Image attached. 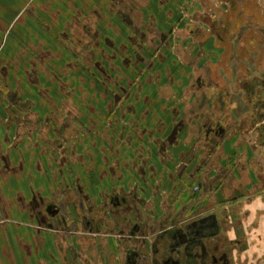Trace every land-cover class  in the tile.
I'll return each mask as SVG.
<instances>
[{"label":"flooded vegetation","instance_id":"1","mask_svg":"<svg viewBox=\"0 0 264 264\" xmlns=\"http://www.w3.org/2000/svg\"><path fill=\"white\" fill-rule=\"evenodd\" d=\"M217 1L198 0L175 12L170 0H121L116 10L124 26L115 32L90 16L72 18L60 36L75 45L66 49L70 66L61 80L46 70H56L62 59L54 49L37 44L27 64L10 38L12 26L0 17V146L6 145L0 161L15 186V209L33 224L37 246L49 257L43 264H250L247 236L238 233L227 202L201 200L207 185L200 172L188 170L203 159L193 152L199 148L188 154L189 162L181 159L185 132L174 114L185 103L179 96L185 90L219 87L197 66L189 86L183 85L184 41L228 44L220 16L252 2ZM182 10H194L189 22ZM27 92L38 101L27 99ZM201 130L197 146L206 151L224 133L210 117ZM79 143H94L95 153L90 146L77 153ZM154 156L179 172L159 180Z\"/></svg>","mask_w":264,"mask_h":264},{"label":"crops","instance_id":"2","mask_svg":"<svg viewBox=\"0 0 264 264\" xmlns=\"http://www.w3.org/2000/svg\"><path fill=\"white\" fill-rule=\"evenodd\" d=\"M49 1L48 6H40V8L54 12L52 15L58 18L49 23L48 27V31L56 37L49 35L52 40L46 41L47 46L52 44L48 48H53L58 58L63 57V51L69 46L73 48L75 46L60 38L69 32L72 18L93 17L98 19L100 26L106 25L103 27H107V31L115 32L124 26L118 18L119 10H116L121 0ZM188 1L170 0L169 7L178 12L181 10L177 9ZM256 1L258 0H252L246 10H237L233 14L226 12L225 15L220 16L219 23L225 21L229 32L228 44L201 38L195 43L192 38L184 41L185 50L180 56L186 73L183 85L189 86L191 80L189 75L197 66L206 79L214 76L213 79H216L219 87L216 91L210 92L185 90L179 95L184 98L185 103L176 106L177 111L174 114L182 123L185 132L182 138L184 149H181L185 153L182 154L181 159L190 160L188 154L194 148H199L193 152L198 153L197 157L202 156L203 159L199 166H195L198 167V171L194 167L188 172H200L197 176L202 184L207 185L205 180H210L201 192V200L211 201L213 204L227 202L234 223L238 217L232 208L244 204L246 222L253 223V220L258 218L259 225L263 226L257 231L258 240H264V128L259 130L264 120L263 117L261 118V114H264V86L261 84L264 81V44L260 30L264 28V10H248L252 4L256 6ZM192 3L197 5L198 0H192ZM34 12H38L37 15L43 17L40 10ZM9 15L7 13L6 16ZM6 24L9 27L8 21ZM197 25L203 31L207 30V25L203 21L198 22ZM41 43V47L45 48V44ZM66 55L69 57L67 61L70 60V56ZM251 82L256 83L254 91L248 89ZM26 97L34 103L38 101L35 93L27 92ZM170 110L171 108L166 112L165 120L171 126ZM208 117L218 121L224 127V133L221 137L212 138L210 141L212 148L206 151L205 147L197 146L203 138L201 133L199 136L196 134L202 132L201 126ZM2 133L0 127V135ZM5 147L4 143L0 146L2 152ZM157 161L158 158L154 156L153 169L158 172L159 180H164L166 172H179L175 168L172 170L173 165L167 170ZM3 164L0 161V171H2L0 172V214L2 212L1 216L7 219H0V264H43L44 261L49 260V257L41 252L43 248L37 246L38 239L33 224H26L20 216H10L11 193L15 194V201L17 193L15 186L13 187L9 181L10 177L5 176L3 172ZM215 178L218 180L213 184ZM157 183L158 179H154L153 185ZM210 185L213 186L212 191ZM187 199V195L183 196L180 204ZM5 208L7 210H4ZM237 231L239 233L238 227ZM255 233L248 231L243 234L247 236ZM253 237L256 238L255 235ZM47 245L51 248L50 239L47 240Z\"/></svg>","mask_w":264,"mask_h":264},{"label":"rangeland","instance_id":"3","mask_svg":"<svg viewBox=\"0 0 264 264\" xmlns=\"http://www.w3.org/2000/svg\"><path fill=\"white\" fill-rule=\"evenodd\" d=\"M49 2H50L49 0H0V17L5 18V20L8 21L9 26H12L11 31H10V38L12 41L17 43L18 45L16 48V53L17 51L21 50L20 53L22 55L19 54V56L21 55L26 60V62H28L27 64H30L31 63L30 59L34 58V55L31 54L32 52H30L31 48L36 47L37 44L40 43L36 48L41 49V44H42L41 42L45 44V48H42V50L45 49L44 51H46V49H50L48 47L52 46V44H48L49 46H47L46 41H51L52 39L50 37L52 35L55 36V34L48 31L49 30L48 27H49V23L51 24L52 21L54 22L58 18L52 15V13L54 12L46 10V8H43L42 10V7L48 6ZM187 3L192 4V0H189ZM36 6L37 7L39 6V8H37ZM40 6L42 7L40 8ZM221 6H224V5H221ZM256 6L259 9L264 8V0L256 1ZM254 7L255 6H253L252 4V6H250L248 10H255ZM34 10H37V11L40 10V13L43 14V17L39 16V14L37 15L38 12L36 13L34 12ZM193 11L194 10L184 11L183 17L186 20V22H189L188 19L189 17H191V12ZM7 13L10 14L9 17L6 16ZM59 19L62 20V18H59ZM260 30H262L261 40H262V43L264 44V28ZM237 36L238 35H236L235 38H237ZM46 37H48L49 39H46ZM252 47H254V45H252ZM66 51H67L66 49L65 51H63L64 53L62 54L63 57L62 59H59L56 70L54 69L52 70V68L50 70L46 69L49 73L53 72V74H57L59 78L58 80L66 79V77L68 76V71H69L68 66H70V64H68L69 61H67V58L69 57L66 55L67 54ZM236 52L237 50H235V53ZM22 70H23L22 73L25 74L26 72L25 69L23 68ZM77 73H79V71ZM93 131L94 133H98V128L94 129ZM97 139L98 138L96 137V140ZM94 145H95L94 143H89V145L87 144L83 145L82 143H79L78 145H76L77 153H80V154L88 153L89 150L87 146L92 147V152L95 153ZM99 163H101V161ZM209 181L210 180L207 181V185L209 184ZM212 188L213 186L210 185L211 191H212ZM11 195H12L11 196L12 199H11L10 216L11 217L20 216L21 219H23L22 215L19 214V211L15 209V207H13L15 206V196H14L15 194L12 192ZM232 209L238 217V219H235V226L238 227L239 233H241V235H244L243 233L248 232V231L256 232L254 234L256 238L253 237L254 235H251V234L247 235L246 245L249 244L248 246L249 258L247 261H249L250 264H264V240H258L259 238L257 236L258 235L257 231L259 230L260 227H263V226L259 225L258 218L253 220V223L252 221L246 222V210H245L244 204L235 206ZM4 210H7V209L5 208ZM1 215H2V212L0 214V219L2 218H4V220L7 219L6 217L1 216ZM5 215H8V214L5 213ZM263 238H264V235H263Z\"/></svg>","mask_w":264,"mask_h":264}]
</instances>
